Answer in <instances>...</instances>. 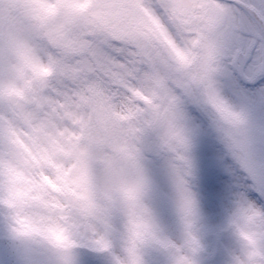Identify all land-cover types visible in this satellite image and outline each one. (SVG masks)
Returning <instances> with one entry per match:
<instances>
[{
    "label": "snow or ice",
    "instance_id": "obj_1",
    "mask_svg": "<svg viewBox=\"0 0 264 264\" xmlns=\"http://www.w3.org/2000/svg\"><path fill=\"white\" fill-rule=\"evenodd\" d=\"M158 6L179 94L128 0H0V264H200L231 174L264 204V0ZM232 224V264H264V213Z\"/></svg>",
    "mask_w": 264,
    "mask_h": 264
},
{
    "label": "rangeland",
    "instance_id": "obj_2",
    "mask_svg": "<svg viewBox=\"0 0 264 264\" xmlns=\"http://www.w3.org/2000/svg\"><path fill=\"white\" fill-rule=\"evenodd\" d=\"M139 1L140 0H128L130 5H132L133 15L131 17V21H136V18H138L136 6ZM161 3L166 2L160 0V4ZM156 11H158L157 8ZM152 51L154 54L155 51ZM156 55L158 54H154V56L156 57L155 67L150 64L154 70L152 69L153 71H151L150 69H143V71L148 72L153 76H155L158 72L160 76L161 74H164L167 71V63L166 60L163 61ZM147 66L149 67V63L147 64ZM232 175L233 174H231V177ZM243 175H246L247 178V180H244V182L242 179L243 177H241L240 175L234 181L229 182V184L227 185V195L224 198V201L216 214L212 215L207 213L206 211H204L203 206L201 204L200 210L197 215L198 218L194 226V232L196 237L200 241L202 247L204 246L206 249L209 248L211 244L217 243L218 237H220V240L223 243V247L229 246V251L231 253L230 262H227L225 256H220L217 259V264H232L234 256L238 254L242 248V241L239 240L237 235L227 234V240L226 242H224V235L222 236V232L221 230H219L224 228L225 223L227 224L226 228L231 225V222L229 220L233 219V216L235 215L238 207L241 204L252 205L259 212L264 213V210H261V207L256 203V200L253 196V192H251V188H253V183L251 182L249 175L247 173H244ZM232 228H234V226ZM202 234L203 236H201ZM157 254H159V252ZM227 256L229 258V255ZM164 257L165 259L162 257V261L160 258H157V264H166V254H164Z\"/></svg>",
    "mask_w": 264,
    "mask_h": 264
},
{
    "label": "clouds",
    "instance_id": "obj_3",
    "mask_svg": "<svg viewBox=\"0 0 264 264\" xmlns=\"http://www.w3.org/2000/svg\"><path fill=\"white\" fill-rule=\"evenodd\" d=\"M243 221H241V225H243ZM237 236L239 238L240 241H243L245 239V236L243 234L237 233Z\"/></svg>",
    "mask_w": 264,
    "mask_h": 264
},
{
    "label": "flooded vegetation",
    "instance_id": "obj_4",
    "mask_svg": "<svg viewBox=\"0 0 264 264\" xmlns=\"http://www.w3.org/2000/svg\"><path fill=\"white\" fill-rule=\"evenodd\" d=\"M257 188H258V187H257ZM258 190L261 192L260 188H258ZM251 192H254V193L257 195V192H256L255 190L251 189ZM262 199H264V197H262ZM258 202H259V201H258ZM259 204L262 205V203H260V202H259Z\"/></svg>",
    "mask_w": 264,
    "mask_h": 264
}]
</instances>
